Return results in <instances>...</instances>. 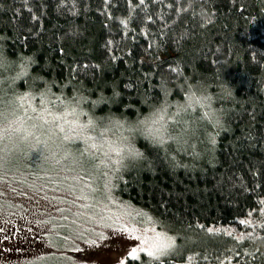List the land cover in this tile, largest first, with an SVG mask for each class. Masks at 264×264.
<instances>
[{
  "label": "trees",
  "instance_id": "16d2710c",
  "mask_svg": "<svg viewBox=\"0 0 264 264\" xmlns=\"http://www.w3.org/2000/svg\"><path fill=\"white\" fill-rule=\"evenodd\" d=\"M0 51L19 61L4 95L93 121L76 146L94 140L112 193L176 234L125 264H264V0H0ZM158 115L166 143L130 135Z\"/></svg>",
  "mask_w": 264,
  "mask_h": 264
},
{
  "label": "rangeland",
  "instance_id": "374dc122",
  "mask_svg": "<svg viewBox=\"0 0 264 264\" xmlns=\"http://www.w3.org/2000/svg\"><path fill=\"white\" fill-rule=\"evenodd\" d=\"M5 90L0 85V93ZM35 97L28 96L24 111L38 118L43 106ZM49 108L51 115L43 113L49 124L67 129L63 119L53 121V116L63 113ZM154 117L162 121L160 115ZM76 118L67 117L78 126ZM93 141H85L81 149L76 146V158L59 170L44 166L48 171L43 169L39 176L22 168L19 174L0 176V264H125L126 258H133L131 252L136 257L149 252L159 257L179 250L176 234L150 222L145 212L112 193L108 174L101 179L99 172L107 169L106 159L93 148ZM110 144L112 149L118 146L115 141ZM36 159L37 155L24 159L21 166L41 167ZM107 161L114 163L110 156ZM167 243L172 247L161 254L158 246Z\"/></svg>",
  "mask_w": 264,
  "mask_h": 264
},
{
  "label": "clouds",
  "instance_id": "9594fccd",
  "mask_svg": "<svg viewBox=\"0 0 264 264\" xmlns=\"http://www.w3.org/2000/svg\"><path fill=\"white\" fill-rule=\"evenodd\" d=\"M17 63L19 61L14 62L6 52L0 51V74H14L18 71ZM19 97V93H0V176L19 174L22 161L33 160L34 155H37L35 163L49 169L59 170L70 165L76 158L78 141H65L66 133L25 113ZM154 120L155 117L148 116L133 122L128 129L130 135L149 137V126ZM123 156L133 163L142 159L134 149L132 154L126 151Z\"/></svg>",
  "mask_w": 264,
  "mask_h": 264
},
{
  "label": "snow or ice",
  "instance_id": "6c2138e0",
  "mask_svg": "<svg viewBox=\"0 0 264 264\" xmlns=\"http://www.w3.org/2000/svg\"><path fill=\"white\" fill-rule=\"evenodd\" d=\"M20 103H21V107L22 108H26L25 105V101L28 100V96L27 95H22L19 97ZM28 107H30V104L28 105ZM33 111H36L35 108L32 109ZM47 112L49 113V115H51V110L48 109L47 107L42 109L41 115L38 117V119H43L44 123H49V121L44 118L43 113ZM77 113L75 112V109H73L71 112H67L65 115L63 116H53V121H59L61 119L64 120V122L66 124L69 125V127L66 128L60 124H57V127L59 128L60 132H64L66 133L64 135V140L65 141H72L77 139V136H74L73 133L76 131V121L72 120L69 121L67 119L68 116H76ZM156 125H159V127H157ZM79 127L81 128H90V127H94L93 121L89 120L87 122V124H81L79 125ZM149 133L150 136L149 138L153 141V143L155 144H159V145H163L164 143H166V139H165V133H166V128L164 127V125L160 122V119H156L154 121L151 122V125L149 126ZM93 147H95V145H93ZM113 153L117 156L120 157L121 159L124 158L123 154L127 151L129 154H132L133 149H131L130 147L125 146H121V147H115L112 149ZM136 155H141V153H139L138 151H135ZM117 163H119L120 161L117 160ZM172 245L171 243H167V244H162L158 246V251L161 252V254H164L169 248H171ZM130 255L133 257V259L136 258L135 256V252H131ZM149 255H153L152 252H149Z\"/></svg>",
  "mask_w": 264,
  "mask_h": 264
}]
</instances>
